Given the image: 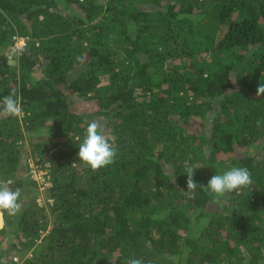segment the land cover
Returning <instances> with one entry per match:
<instances>
[{
    "label": "trees",
    "instance_id": "1",
    "mask_svg": "<svg viewBox=\"0 0 264 264\" xmlns=\"http://www.w3.org/2000/svg\"><path fill=\"white\" fill-rule=\"evenodd\" d=\"M260 82L264 0H0V100L22 107L0 112V181L19 202L38 187L26 139L50 163L5 213L0 264H264ZM92 120L117 148L95 172L77 155ZM188 166L197 185L233 166L252 184L189 199Z\"/></svg>",
    "mask_w": 264,
    "mask_h": 264
},
{
    "label": "clouds",
    "instance_id": "2",
    "mask_svg": "<svg viewBox=\"0 0 264 264\" xmlns=\"http://www.w3.org/2000/svg\"><path fill=\"white\" fill-rule=\"evenodd\" d=\"M261 94H264V82H260L256 89V95L260 96ZM0 112L10 117H17L22 112L15 89L0 100ZM78 147L79 161L93 172L113 164L117 158V148L109 141L102 125L96 120L88 123ZM194 169L196 167L188 166L185 170L188 189L185 193L189 199L194 198L195 190L199 188L219 202L227 194L238 192L252 184L251 173L246 167L233 166L222 172L217 171V174L213 175L206 185H197L193 179ZM11 183V180L0 181V228L4 227L5 213L8 216H13L21 208L19 202L21 190L19 187L12 190L9 187ZM128 264H143V261L139 258H132L128 261Z\"/></svg>",
    "mask_w": 264,
    "mask_h": 264
},
{
    "label": "rangeland",
    "instance_id": "3",
    "mask_svg": "<svg viewBox=\"0 0 264 264\" xmlns=\"http://www.w3.org/2000/svg\"><path fill=\"white\" fill-rule=\"evenodd\" d=\"M15 55H13L12 53L9 54V63L10 64H14L15 63ZM42 139L41 137H34L31 139H26L25 142V148H24V152H29V155L26 157H23V165L27 164V171H26V175H28L29 177H31L32 179H34L35 181H37V185L38 187H35L33 184H31L29 182V180L26 181V185H25V195L22 199V201H20L21 204V208L25 207V204L31 203L33 197H35L34 194H36L37 190L39 192H43V190L50 185V180H49V176H48V170L47 165L49 166L50 163H45L44 166H42V164L38 163L36 160H39V157L37 156V151H33L34 146L33 144L35 142H38V140ZM243 152L239 151L238 155H241ZM46 167V168H45ZM37 201H39V204H44V202L46 201L45 198L43 197V194L41 193L40 195H37ZM20 208V209H21Z\"/></svg>",
    "mask_w": 264,
    "mask_h": 264
},
{
    "label": "built area",
    "instance_id": "4",
    "mask_svg": "<svg viewBox=\"0 0 264 264\" xmlns=\"http://www.w3.org/2000/svg\"><path fill=\"white\" fill-rule=\"evenodd\" d=\"M27 37L22 35H13L11 52L13 55H18L20 51L25 47Z\"/></svg>",
    "mask_w": 264,
    "mask_h": 264
},
{
    "label": "water",
    "instance_id": "5",
    "mask_svg": "<svg viewBox=\"0 0 264 264\" xmlns=\"http://www.w3.org/2000/svg\"><path fill=\"white\" fill-rule=\"evenodd\" d=\"M4 225H5V218H4ZM1 229V228H0Z\"/></svg>",
    "mask_w": 264,
    "mask_h": 264
}]
</instances>
